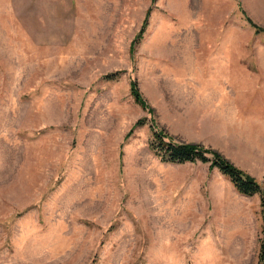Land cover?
I'll return each instance as SVG.
<instances>
[{
	"label": "rangeland",
	"instance_id": "obj_1",
	"mask_svg": "<svg viewBox=\"0 0 264 264\" xmlns=\"http://www.w3.org/2000/svg\"><path fill=\"white\" fill-rule=\"evenodd\" d=\"M154 128L264 187V0H0V264H260V195Z\"/></svg>",
	"mask_w": 264,
	"mask_h": 264
},
{
	"label": "trees",
	"instance_id": "obj_2",
	"mask_svg": "<svg viewBox=\"0 0 264 264\" xmlns=\"http://www.w3.org/2000/svg\"><path fill=\"white\" fill-rule=\"evenodd\" d=\"M117 75L118 74L116 73H112L105 78L107 80H112L116 79ZM131 93L138 105L144 109H149L147 101L140 92L137 81H133ZM142 125H144L143 121L137 122L132 131ZM151 145L155 154L164 163L173 165H184L188 163L196 164L197 162L212 163L211 167L218 168L225 176H227L240 194L249 197L260 195L264 222V187L251 175L236 167L227 159L222 158L217 152L206 149L199 144L176 143L169 135L165 134L164 131L157 130L156 128L153 129V140ZM209 155H212L213 158L211 159ZM259 260L260 264H264V237L262 239Z\"/></svg>",
	"mask_w": 264,
	"mask_h": 264
}]
</instances>
